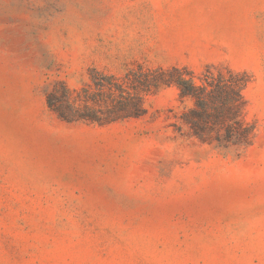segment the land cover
Segmentation results:
<instances>
[{
    "label": "rangeland",
    "instance_id": "rangeland-1",
    "mask_svg": "<svg viewBox=\"0 0 264 264\" xmlns=\"http://www.w3.org/2000/svg\"><path fill=\"white\" fill-rule=\"evenodd\" d=\"M136 64L247 72L254 145L182 137L176 88L107 126L48 108ZM0 264H264V0H0Z\"/></svg>",
    "mask_w": 264,
    "mask_h": 264
},
{
    "label": "trees",
    "instance_id": "trees-1",
    "mask_svg": "<svg viewBox=\"0 0 264 264\" xmlns=\"http://www.w3.org/2000/svg\"><path fill=\"white\" fill-rule=\"evenodd\" d=\"M250 78L247 72L216 65L196 73L186 66L136 64L120 75L92 68L88 83L80 89L56 81L47 94V105L66 123L107 126L146 116L148 96L176 88L180 102L187 104L176 131L225 155L240 157L254 145L257 135L255 124L246 119Z\"/></svg>",
    "mask_w": 264,
    "mask_h": 264
}]
</instances>
